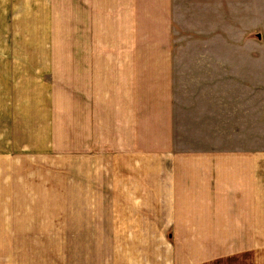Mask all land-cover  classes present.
<instances>
[{
  "label": "crops",
  "instance_id": "0c3cea01",
  "mask_svg": "<svg viewBox=\"0 0 264 264\" xmlns=\"http://www.w3.org/2000/svg\"><path fill=\"white\" fill-rule=\"evenodd\" d=\"M209 2L200 16L231 19L197 31V6ZM227 7L0 0V235L14 239L22 192L43 200L40 189L16 186L17 176L27 179L13 166L16 150L41 161L103 152L121 167L105 169L110 179L98 190L118 225L102 235L111 256L103 264H264L255 26L231 30L243 17L234 2ZM177 24L181 41L199 35L184 41L198 50H182V97ZM96 236L81 235L90 250ZM14 261L10 243L0 264Z\"/></svg>",
  "mask_w": 264,
  "mask_h": 264
},
{
  "label": "rangeland",
  "instance_id": "374dc122",
  "mask_svg": "<svg viewBox=\"0 0 264 264\" xmlns=\"http://www.w3.org/2000/svg\"><path fill=\"white\" fill-rule=\"evenodd\" d=\"M236 5L240 9L241 22L231 30L244 29L251 32L249 22L255 26V103H256V148L264 149V0H225L227 5ZM211 2L207 7L197 6L198 15L193 19V27L198 31L201 26L213 25L217 29L222 23H227L231 17L204 14L206 8H212ZM212 11V10H211ZM200 23L198 27L194 22ZM204 21H207L205 24ZM249 21V22H248ZM228 29H225L227 31ZM180 40L183 29L180 24L176 26L177 48V94L182 97L185 81L182 75V50L186 47L194 54L198 48L185 46L186 39L199 40V35ZM212 34H208L210 37ZM213 66L211 67V69ZM88 159L81 156L73 157L63 155L50 160H35L16 150L14 154V168L17 173L26 174L23 181L17 176L16 186L25 183L33 190L40 189L43 200L32 196L30 191H24L27 198L21 207L18 217L14 219V239L11 235H0V249H7L13 244L15 249L14 264H103L111 262V256L104 247V231L113 230L112 223L115 213L114 207H105L103 202V185L110 179L105 175V169L116 168L118 172L120 160L103 155L100 152ZM95 156V157H94ZM97 158V159H96ZM111 158V159H109ZM109 175V172H107ZM25 178V177H24ZM118 184V183H117ZM102 185V188H101ZM56 197H58L56 199ZM40 204L42 208L27 209L30 205ZM26 208V209H24ZM117 210V209H116ZM42 212V216L39 215ZM107 216V217H106ZM7 224H0V230H5ZM81 235H97L96 244L90 250L88 242L83 241ZM85 249L78 247L84 246ZM76 248V249H75ZM73 249H75L73 251ZM2 258L6 259V256Z\"/></svg>",
  "mask_w": 264,
  "mask_h": 264
}]
</instances>
